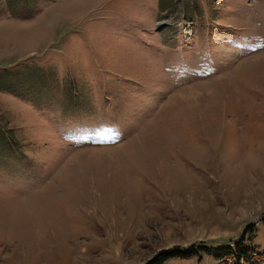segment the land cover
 Returning <instances> with one entry per match:
<instances>
[{
	"label": "rangeland",
	"instance_id": "obj_1",
	"mask_svg": "<svg viewBox=\"0 0 264 264\" xmlns=\"http://www.w3.org/2000/svg\"><path fill=\"white\" fill-rule=\"evenodd\" d=\"M263 42L264 0H0V264L263 250Z\"/></svg>",
	"mask_w": 264,
	"mask_h": 264
},
{
	"label": "trees",
	"instance_id": "obj_2",
	"mask_svg": "<svg viewBox=\"0 0 264 264\" xmlns=\"http://www.w3.org/2000/svg\"><path fill=\"white\" fill-rule=\"evenodd\" d=\"M10 133L0 130V140L8 143L11 140ZM245 237L227 242L218 247H212L207 243L195 244L185 248L167 249L161 251L157 256L146 264H163L173 256L187 257L191 254L198 253L199 250H205L212 253L218 264H264V249L255 251L248 248L244 242Z\"/></svg>",
	"mask_w": 264,
	"mask_h": 264
},
{
	"label": "bare ground",
	"instance_id": "obj_3",
	"mask_svg": "<svg viewBox=\"0 0 264 264\" xmlns=\"http://www.w3.org/2000/svg\"><path fill=\"white\" fill-rule=\"evenodd\" d=\"M64 175V174H63ZM38 199V198H37ZM40 199V198H39ZM41 201V200H40ZM43 202V201H42ZM41 202V203H42ZM42 206V205H41ZM46 208H48L47 206H46ZM43 210V209H42ZM47 210H49V209H47ZM45 211H46V209H45ZM51 211V210H50ZM34 212V211H33ZM43 212H44V210H43ZM39 213H41L40 212V209H39ZM47 213H49L50 214V212H47ZM36 215V214H35ZM38 215V214H37ZM45 215V214H44ZM39 216H41V215H39ZM32 218V217H31ZM39 218V217H38ZM44 218V217H43ZM41 219V218H40ZM26 220V219H25ZM23 221V220H22ZM27 221H28V219H27ZM24 222V221H23ZM29 222H31V219H30V221ZM27 223V222H26ZM42 223H44V222H42Z\"/></svg>",
	"mask_w": 264,
	"mask_h": 264
}]
</instances>
